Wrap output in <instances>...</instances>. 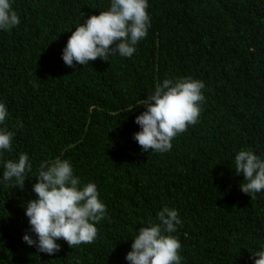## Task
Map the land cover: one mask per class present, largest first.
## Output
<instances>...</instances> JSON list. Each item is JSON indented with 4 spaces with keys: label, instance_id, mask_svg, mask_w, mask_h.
Instances as JSON below:
<instances>
[{
    "label": "trees",
    "instance_id": "trees-1",
    "mask_svg": "<svg viewBox=\"0 0 264 264\" xmlns=\"http://www.w3.org/2000/svg\"><path fill=\"white\" fill-rule=\"evenodd\" d=\"M10 2L20 24L0 30V103L15 135L0 161L27 153L32 171L22 190L0 183V264H128L137 230L159 223L164 206L182 221L171 234L181 264H254L264 250V190L254 200L240 191L235 155L251 149L264 160V0H148L151 26L132 57L75 67L62 59L69 37L111 0ZM181 77L205 84L199 122L169 152L143 151L134 139L146 110L139 100ZM56 159L97 186L107 218L93 243L61 239L49 255L22 237L36 239L26 202L40 165Z\"/></svg>",
    "mask_w": 264,
    "mask_h": 264
},
{
    "label": "clouds",
    "instance_id": "clouds-1",
    "mask_svg": "<svg viewBox=\"0 0 264 264\" xmlns=\"http://www.w3.org/2000/svg\"><path fill=\"white\" fill-rule=\"evenodd\" d=\"M148 7V0H111L107 11L90 16L72 32L62 52L65 65L88 66L97 58L109 62L116 54L132 57L151 26ZM19 24L10 0H0V30H11ZM204 88L203 81L191 77L166 78L156 84L146 99L139 100L138 106L143 105L146 110L135 118L140 131L134 139L143 151L169 152L172 141L199 122ZM8 118V109L0 103V125H5ZM14 135L6 125L0 127V156L12 150ZM0 162V183L22 190L32 171L27 153H21L18 160ZM235 174L243 176L239 189L251 200L264 190V160L251 149L235 155ZM35 178L32 191L36 198L26 202L25 215L36 239L26 233L23 241L49 255L61 250L57 243L61 239L70 248L93 243L98 236L95 225L107 218L97 186L91 182L82 185L70 162L60 159L42 163ZM157 220L159 223L149 221L148 226L137 230L131 251L125 257L128 264H181V243L171 235L182 223L178 211L164 206L157 213ZM252 258L254 264H264V250L255 252Z\"/></svg>",
    "mask_w": 264,
    "mask_h": 264
}]
</instances>
